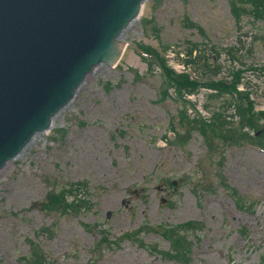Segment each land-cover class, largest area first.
<instances>
[{
    "label": "rangeland",
    "instance_id": "374dc122",
    "mask_svg": "<svg viewBox=\"0 0 264 264\" xmlns=\"http://www.w3.org/2000/svg\"><path fill=\"white\" fill-rule=\"evenodd\" d=\"M124 39L119 64L88 76L51 131L0 172V264H264V151L208 146L179 127L180 106L140 52L197 79L239 71V90L264 111V21L236 24L230 0H149ZM189 44L190 59L218 72L185 66ZM207 94L186 96L205 119V105L232 100ZM61 192L72 211L50 200ZM187 223L200 227L186 234L188 255L164 259L163 230Z\"/></svg>",
    "mask_w": 264,
    "mask_h": 264
},
{
    "label": "water",
    "instance_id": "95a60500",
    "mask_svg": "<svg viewBox=\"0 0 264 264\" xmlns=\"http://www.w3.org/2000/svg\"><path fill=\"white\" fill-rule=\"evenodd\" d=\"M149 0H0V172L114 68Z\"/></svg>",
    "mask_w": 264,
    "mask_h": 264
},
{
    "label": "trees",
    "instance_id": "16d2710c",
    "mask_svg": "<svg viewBox=\"0 0 264 264\" xmlns=\"http://www.w3.org/2000/svg\"><path fill=\"white\" fill-rule=\"evenodd\" d=\"M230 8L236 24H239L241 19L245 17L251 18L255 22L264 21V0H230ZM188 26L192 27L193 24L189 23ZM195 49H197V46L189 44L186 53L189 59L185 60V66L189 64L203 66L204 75L207 72V74L212 73V71L218 72L219 67H216L217 71L213 70L207 64L206 59L202 57L190 59ZM140 52L146 60L151 59L153 63L151 64L158 68L162 82V88H160L161 96L168 98L169 91L171 90L172 96L170 97L180 106V110L176 116L179 127L185 129L187 127L186 132L198 131L202 134L208 146H211L213 141L217 139L221 143H224V145L244 143L264 151V111H255L254 103L249 97V92L239 90L241 72H232L230 74V81L208 79L206 75L204 78L201 76V78L197 79L186 72V68H184L182 73H176L170 69L155 50L143 48ZM211 60L215 61L214 58H211ZM201 89L210 91V94H207L208 99L229 95L232 100L212 110L209 109V106L205 105V109L210 113L209 118L205 119L197 113L194 106L186 99L187 95H195ZM189 110L194 114L192 117L188 114ZM227 110H232L233 114L227 115ZM70 191L72 190L70 189ZM64 196L65 193L61 192L57 199L56 197H50V200H57L60 204L65 205L69 211H72L75 206L67 205ZM50 200L48 204L51 203ZM55 207L53 206V209ZM56 209L61 210V206L56 207ZM199 228L197 224L187 223L182 225L179 228L180 230L176 228L163 230V235H165L172 245L171 253H173H163L164 259L177 260L179 256L184 259L190 250V245L186 241V234L189 231H198ZM127 237L130 238L131 236ZM139 243L142 246V242L140 241Z\"/></svg>",
    "mask_w": 264,
    "mask_h": 264
},
{
    "label": "bare ground",
    "instance_id": "6f19581e",
    "mask_svg": "<svg viewBox=\"0 0 264 264\" xmlns=\"http://www.w3.org/2000/svg\"><path fill=\"white\" fill-rule=\"evenodd\" d=\"M7 169V168H6Z\"/></svg>",
    "mask_w": 264,
    "mask_h": 264
}]
</instances>
